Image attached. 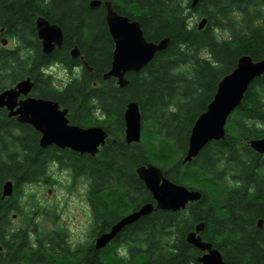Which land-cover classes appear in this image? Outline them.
<instances>
[{"label": "trees", "instance_id": "trees-1", "mask_svg": "<svg viewBox=\"0 0 264 264\" xmlns=\"http://www.w3.org/2000/svg\"><path fill=\"white\" fill-rule=\"evenodd\" d=\"M91 1L0 0V91L29 77L31 96L58 102L68 109L71 124L102 126L109 137L95 157L53 144L43 148L30 125L0 108V264L30 262L25 230L12 231L10 222L13 214L27 222L49 213L36 206L24 210L19 203H33L27 193L35 185L53 183L52 166L91 181L88 204L96 233L79 246L77 264H123L117 242L137 232L147 246L137 253L138 263L200 264L199 250L185 239L200 223L202 240L220 248L226 264H264V232L253 226L255 217H264V161L249 145L251 139L264 137V74L250 83L229 116L225 137L210 141L190 162L182 163L191 127L211 102L220 79L242 55L264 59V0H199L194 8L192 0H114V10L137 20L147 41L170 40L139 72L125 74L124 87L114 78H102L110 68L113 41L104 9L90 6ZM39 15L63 31L61 47L49 54L42 52L37 38ZM202 18L205 26L198 29ZM2 38L8 40L6 46ZM75 45L92 72L79 57H71ZM55 66L71 76L61 85L53 74ZM130 101L139 105L142 126L140 141L127 144L123 114ZM149 162L172 182L198 190L201 197L181 211H152L94 251L95 236L142 204L155 205L136 174ZM222 173L230 174L234 184L245 185L233 197L237 188H228L231 195L225 201L220 195ZM6 181H11L12 193L2 198ZM250 183L257 185V205L255 199L246 201Z\"/></svg>", "mask_w": 264, "mask_h": 264}, {"label": "water", "instance_id": "water-1", "mask_svg": "<svg viewBox=\"0 0 264 264\" xmlns=\"http://www.w3.org/2000/svg\"><path fill=\"white\" fill-rule=\"evenodd\" d=\"M199 0H192V6ZM100 4L99 0H92L90 6ZM105 22L113 41L111 63L108 71L102 78L116 79L119 87L128 84L125 74L139 72L153 58L156 52L164 50L170 40L163 38L158 42L147 41L143 30L137 20L117 13L111 6V2L105 1ZM206 19H202L198 28L205 25ZM37 38L40 41L44 54L51 53L55 48L61 47L64 39L63 31L57 24L50 23L45 17L39 15L35 21ZM3 29H1L2 31ZM2 45H6V38H2ZM73 58H80L87 71L93 69L84 60L79 48L75 45L70 50ZM264 74V59L253 61L251 56L242 55L236 67L224 75L217 84L216 92L193 123L188 137V147L182 158V163L190 162L200 150L212 140H222L226 134V124L229 116L240 105L243 96L250 83ZM33 82L26 77L17 82L13 87L0 91V108L7 110L8 117H15L17 121L32 126L40 134L39 145L46 147L51 144L58 148H68L77 153H86L94 157L99 148L108 138L107 131L102 126H87L69 123L67 108H60L58 102L36 98L30 95ZM23 96V98H19ZM124 140L127 144L137 143L141 139V114L139 105L135 101L126 104L123 114ZM251 148L259 154H264V137L249 141ZM136 174L150 192L155 205L142 204L121 217L112 225L108 232L101 233L96 241L95 248L100 249L107 245L126 225L139 218L149 215L152 211H181L189 202H194L201 197L198 190L188 189L184 185L177 184L164 176L163 171L152 163H146L136 169ZM12 193L11 181L3 185L1 197L10 196ZM262 220H259L261 224ZM203 224H197L193 231L186 234L187 243L200 251H207L197 257L200 264H226L217 249H211V243L202 240L200 232Z\"/></svg>", "mask_w": 264, "mask_h": 264}, {"label": "flooded vegetation", "instance_id": "flooded-vegetation-1", "mask_svg": "<svg viewBox=\"0 0 264 264\" xmlns=\"http://www.w3.org/2000/svg\"><path fill=\"white\" fill-rule=\"evenodd\" d=\"M100 4L95 6V7H102L104 9V13L106 12V5L105 1L111 2V6L113 9H115V2L114 0H99ZM105 16V15H104ZM107 26V24H106ZM2 29V28H1ZM1 32V31H0ZM82 62V61H81ZM74 73V72H73ZM19 98H23V96H20ZM63 107H61L62 109ZM68 114V113H67ZM15 118V117H14ZM16 119V118H15ZM70 123V122H69ZM35 130V129H34ZM36 131V130H35ZM37 132V131H36ZM39 134V132H37ZM40 136V134H39ZM70 150V149H68ZM72 151V150H70ZM74 152V151H72ZM82 154V153H79ZM86 154V153H85ZM259 154V153H258ZM261 158L264 161V154H259ZM90 156V155H89ZM264 168V166H263ZM262 168V170H263ZM260 181H263L262 187L264 191V170L262 175H260ZM71 177L73 178L72 180L74 181H79L83 183V189H84V195L87 198V204H88V198H90L89 193H91V181L87 180L86 178L80 176V177H75L71 173ZM51 180L54 182H57V180L53 177H50ZM233 178L230 176V174H225L222 173L220 175V183H221V193L220 195L223 197V200L225 201L227 197H229L231 194L227 191V189H234L235 187L237 190L233 192L232 197L234 196L235 193H238L242 191L243 185H236L233 183ZM70 183L67 186V189L70 188ZM257 185L256 184H248L247 186V196H246V201H251L255 199V204H258V200L256 196H254L255 192L257 191ZM241 193H239L240 195ZM230 199H234V198ZM239 198H242V195L239 196ZM28 203H31L30 207H34L36 205H33L31 200H26ZM89 205V204H88ZM260 205V204H259ZM58 208V206H56ZM28 210V209H27ZM43 212H49L48 214H41V215H34L31 216V220L27 221L24 219H21L17 215L13 214L12 219L10 222V228L12 231H19V230H25L24 235H26L28 239L29 245L24 249L25 254H27V259L30 261L27 264H77L76 259L80 258L81 256V247L77 245V247H72L70 246L71 242L68 239V233L66 232L67 230L65 227H63L61 221H62V216L60 211L58 213H55L54 209H41ZM14 219H16L19 223L15 226L14 225ZM254 224L253 226L264 232V217H258L254 219ZM259 220H262L261 224H259ZM125 226V230L127 228ZM96 227V221L92 216V230L89 231V234L96 233L95 230ZM66 230V231H65ZM127 232L126 234H128ZM136 234V235H135ZM142 233L137 232V233H132L130 237L124 236V241L121 240L120 242H117L116 248L119 250L120 255L123 259V264H140L137 262L138 260V254L137 253H142L146 249V243L144 241V237L141 236ZM39 235V236H38ZM134 236V237H132ZM90 237V236H89ZM98 237V236H97ZM95 236L93 240V250L96 251L98 249L95 248V241L97 239ZM211 243V249H217V251L221 254L222 252L220 248L216 247L213 242ZM223 247V246H222ZM223 249V248H222ZM223 251V250H222ZM2 252V251H1ZM199 256L202 254L206 253L207 251H200L199 250ZM222 256V254H221ZM223 258V256H222ZM15 259H17L15 257ZM22 260V259H21ZM17 259V261L14 262V264H23L24 262ZM224 260V259H223ZM78 264H85V263H78Z\"/></svg>", "mask_w": 264, "mask_h": 264}, {"label": "rangeland", "instance_id": "rangeland-1", "mask_svg": "<svg viewBox=\"0 0 264 264\" xmlns=\"http://www.w3.org/2000/svg\"><path fill=\"white\" fill-rule=\"evenodd\" d=\"M195 20V18H194ZM53 74L57 79L58 85L63 84L71 76L62 67L55 66ZM51 177L55 178L57 182L54 184H37L32 190L27 193V198L32 195L33 203L36 205V210L54 209L55 213L60 211L62 216V225L68 233V239L71 242L70 246L77 247L85 245L88 240L89 231L92 230V211L87 204V198L84 195L83 183L72 180L71 172L69 170H61L56 166L49 169ZM70 183V188L67 189ZM22 208L27 210L31 203L26 200L20 201ZM58 206V208H56ZM38 215H41L38 214ZM14 225L19 222L14 219Z\"/></svg>", "mask_w": 264, "mask_h": 264}, {"label": "bare ground", "instance_id": "bare-ground-1", "mask_svg": "<svg viewBox=\"0 0 264 264\" xmlns=\"http://www.w3.org/2000/svg\"><path fill=\"white\" fill-rule=\"evenodd\" d=\"M191 4H192V2H191ZM195 5H196V4H195ZM195 5H194V6H192V5H191V7H192V8H194V7H195Z\"/></svg>", "mask_w": 264, "mask_h": 264}]
</instances>
